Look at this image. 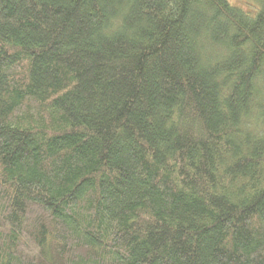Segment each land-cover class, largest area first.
Returning <instances> with one entry per match:
<instances>
[{"label": "trees", "instance_id": "1", "mask_svg": "<svg viewBox=\"0 0 264 264\" xmlns=\"http://www.w3.org/2000/svg\"><path fill=\"white\" fill-rule=\"evenodd\" d=\"M0 264H264V0H0Z\"/></svg>", "mask_w": 264, "mask_h": 264}]
</instances>
